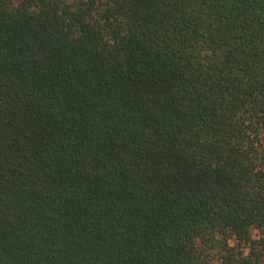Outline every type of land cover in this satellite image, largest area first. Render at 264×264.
Instances as JSON below:
<instances>
[{"label":"trees","instance_id":"trees-1","mask_svg":"<svg viewBox=\"0 0 264 264\" xmlns=\"http://www.w3.org/2000/svg\"><path fill=\"white\" fill-rule=\"evenodd\" d=\"M0 264H264V0H0Z\"/></svg>","mask_w":264,"mask_h":264}]
</instances>
